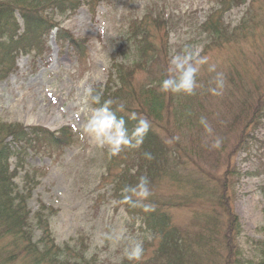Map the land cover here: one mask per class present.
<instances>
[{
  "label": "rangeland",
  "instance_id": "rangeland-1",
  "mask_svg": "<svg viewBox=\"0 0 264 264\" xmlns=\"http://www.w3.org/2000/svg\"><path fill=\"white\" fill-rule=\"evenodd\" d=\"M80 1L81 7L74 14L53 15L50 19L75 38L86 41L84 61L64 40L57 42L49 33L43 37V41L48 39L43 50L33 49L27 55L22 51L14 53L13 72L0 80L1 123L45 128L56 134L68 128L73 138L65 150L47 149L31 155L26 169L14 172L18 199L26 197V212L35 219L31 225L37 227V218L44 216L56 245H68L65 252L70 264H142L150 260L157 264L159 253L155 252L160 240L152 239V230L132 218L120 204L123 189L147 177L151 195L144 203L161 204L171 199V206L164 211L174 231L187 238L188 233L199 236L204 230L209 237L206 228L212 226L209 219L214 215L213 219L217 217V222L222 223L219 238L216 234L210 238L214 249L218 248L219 263L235 264L242 257L256 263L260 259L257 247L264 241V0H232L234 6L227 11L220 8L223 0H104L94 10L89 0ZM147 14L144 27L151 42L158 51L164 47L155 72L165 64L169 66L173 49L182 52L198 48L207 63L197 74L194 97L201 93L209 97L204 108L217 116H204L208 125L219 115L221 122L227 123L226 128H221L222 123L218 127L222 132L208 133L206 129L200 132L196 123L178 131L173 121L169 126L166 119L162 124L154 121L158 138L168 148V167L142 168L140 158L128 160L119 155L115 159L107 145L101 147L83 132L93 110L100 106L92 102L89 89L93 95V87L101 85V91H94V95L99 94L102 102L113 64L131 65L140 59L129 40V27L143 21ZM15 18L18 26L13 30L23 35L24 24L18 14ZM100 20L106 22L111 33L107 40L97 29ZM154 20L160 23L156 25ZM210 20L221 22L217 34L204 28ZM171 33L176 37L172 45ZM226 33L229 41L223 39ZM5 40L0 39V44ZM211 65H215V72L208 70ZM217 73L223 74L224 87L220 95H213ZM150 77L156 79L152 73ZM146 79L142 71L134 75L135 85ZM244 92L250 94V100ZM126 95L121 93L119 97L124 99ZM118 103L126 107L129 102ZM138 103L132 99V108ZM252 109H257L256 113ZM254 114L257 115L252 120ZM217 140L219 147H214ZM2 141L7 143L9 139L1 136ZM15 163L10 162L12 171ZM174 165L181 167L165 171ZM125 166L130 171L127 177ZM120 170L128 182L125 187L118 184ZM220 192L229 200L234 213L231 218L240 222L239 232L218 207L223 204ZM257 192L262 194L259 199L255 198ZM4 227L0 222V231ZM121 230L123 237L117 239ZM39 236L40 232L35 240ZM131 240L143 241L140 261H129L124 254ZM5 243L0 238V249ZM62 256L60 260L65 262ZM201 259L199 264H210L211 256L203 254ZM16 264L30 261L20 259Z\"/></svg>",
  "mask_w": 264,
  "mask_h": 264
},
{
  "label": "trees",
  "instance_id": "trees-1",
  "mask_svg": "<svg viewBox=\"0 0 264 264\" xmlns=\"http://www.w3.org/2000/svg\"><path fill=\"white\" fill-rule=\"evenodd\" d=\"M103 1L89 0L88 5L94 10ZM244 1L241 0V3ZM231 2L232 0H223L220 8L225 11L229 10L234 6ZM80 7V0H2L0 3V33L2 32L0 39H4L5 37L6 40L0 44V80L13 72L15 58H12V56L14 53L22 51V53L27 55L33 49L43 50L48 41L47 38L43 41V37H47L49 33L55 34L54 37L57 42L64 40L65 44L71 46L75 50V54L79 55L78 57L81 59V62L84 61L87 53L86 41L75 38L69 31L59 28L50 19V16L53 15L74 14ZM16 14L20 16L24 24L23 28L26 29L23 35H18V30H13L18 26L15 18ZM148 18L147 14L143 21L132 23L129 27V40L133 44L137 52L136 54L140 56V59L131 65H126L125 63L113 64L114 68L111 71L109 82L103 90L105 96L101 102L102 104L106 100H112L113 104L111 108L114 112L120 106L119 100L129 102L126 107L124 106L123 112L117 111L116 113L118 118L122 116L125 119L129 133L134 130L137 123L128 119L129 113L136 112L138 117L142 116L150 121L151 127L143 145L139 148H124L119 154L128 160L140 158L139 165L142 168H145L147 165L166 167L165 165L167 164L165 162L168 163L169 160V156H165L168 150L167 145L158 138V133L153 128L154 121H160L159 124H162L163 120L166 119V126H169L170 121H173L178 131L185 130V127L189 129L193 126V123H196L200 132H203L206 128L201 124V119L204 116H217L216 112H208L204 108L206 104L208 105L207 100L209 98L205 93L194 97V94H173L161 91V86L159 87V85H161L164 79L169 77V66L165 64L164 67L157 69L156 72L154 70L155 65H158L163 59L161 55L163 54L164 47H162L161 51H158L155 43L151 42L150 34L147 33L144 27V23H146L145 21ZM154 21L156 25L160 23L157 20ZM203 26L205 29L212 30L217 34L222 24L220 21L210 20ZM219 34L222 36L221 32ZM59 36L62 38L60 39ZM223 39L229 41L227 33L223 36ZM7 43L8 45H6ZM128 69H132V71L129 72ZM137 71L147 74L146 82L140 85H135L134 83V75ZM151 73L156 79L150 77ZM115 84L119 86H114ZM92 91L93 95L94 91H101V85L93 87ZM121 93H126L127 97L122 99L119 97ZM244 93H246L248 100H250V94L248 92ZM132 99L139 102L134 109L132 108ZM194 100L197 102H194ZM186 102L187 105H185ZM195 105L198 106L197 110ZM247 107L248 111L251 110L250 102L247 104ZM186 108L189 111L188 114ZM252 110L256 113L257 109ZM256 115H253L252 120ZM221 120L222 115H219L209 124L211 132H222V129L218 128L221 123V128H226L227 123L225 121L221 122ZM206 132L209 133L208 130ZM1 136L7 137L9 142H0V222L5 224L4 230L0 231V238L6 241L0 249V264H16L20 259H29L30 264H70L65 252L69 247L66 245L64 248H61L56 245L53 237H51L52 232L48 226V220L44 216L39 217L37 215L39 217L37 218L38 226L33 227L31 225L35 219L30 217L26 212V197L23 196L24 199H20V201L18 199L19 195L14 189V173L10 171V160H16L17 170H24L25 162L31 155H38L47 149L51 151H63L69 145L70 140L73 139L71 130L63 129L59 135H55L43 128H25L18 125L0 123ZM145 153H151L152 158H146ZM119 155L113 157L116 159ZM114 164L110 163V165ZM176 167L180 168L181 166L174 165L165 171ZM124 168L126 170L124 176L127 177L130 171L127 170L128 167L125 166ZM155 173L153 171V174ZM119 174L118 184L120 183L125 187L128 183L126 177H121V170L117 175ZM227 179L228 184L229 178ZM220 194L222 197L221 192ZM133 199L136 198L133 197ZM220 201L223 204L218 207L224 211L229 218L228 222L232 225L234 224L239 232L240 222L237 219L231 218V215L234 213L232 208L229 207V200L222 197ZM120 204L132 218L139 219L144 227L147 226L152 230V239L158 238L160 240L158 241L159 247L155 252L159 253V258L156 261L157 264H199L202 263L201 258L203 254L211 256L210 264L213 262L220 264L218 260L220 257L218 248L214 249V244L210 238L214 234L219 238L218 232L222 227V223L217 222V217L213 219L214 215L209 219L212 226L209 229L206 228L207 232L212 236L209 235L208 237L203 230V233H198L200 234L199 236L195 235L192 237L188 233L187 238H185L184 234L174 231L175 229L171 227V218L168 212L164 211V209L171 206V199L161 204H153L155 206L154 211L147 213L143 211L142 206L133 207L123 202H120ZM38 232H40L41 236H39V240H35ZM173 232H175L173 236L169 237V233ZM216 245L218 244L216 243ZM198 246L199 248L196 249ZM257 248L260 253V259L256 263L253 260L242 259V257L241 261H237L235 264H264V241ZM61 255L66 260L65 262L60 260ZM141 263L152 264L153 260ZM225 264H229V261ZM230 264H234V262H230Z\"/></svg>",
  "mask_w": 264,
  "mask_h": 264
},
{
  "label": "clouds",
  "instance_id": "clouds-1",
  "mask_svg": "<svg viewBox=\"0 0 264 264\" xmlns=\"http://www.w3.org/2000/svg\"><path fill=\"white\" fill-rule=\"evenodd\" d=\"M100 36L107 40L111 37V33L107 30V24L104 20H100L97 25ZM176 37L174 33L170 34V45L175 44ZM207 63L206 58L200 57L199 49L185 48L182 52H176L174 49L171 52L169 63V77L161 82V91L173 94L192 95L197 87V74L200 67ZM210 72H215V65H211L208 69ZM224 87V79L222 73H217L216 87L211 89L213 95H220ZM89 95L93 103L100 105L95 108L84 127V134L95 139V141L103 147L108 146L111 156L119 155L124 148H139L143 145L145 137L150 130V121L145 117H138L136 112L128 114V119L136 121V127L129 133L126 127V121L121 116L118 118L117 111L123 112L124 105L121 104L117 110L112 111V100H106L101 104V96L99 94L92 95L89 89ZM201 124L211 132L206 119H201ZM220 141L217 140L214 147H219ZM146 158L151 159V153H145ZM151 195L149 189V180L147 177H141L139 182L134 187H126L123 189L122 202L133 207L142 206L144 212L154 211L155 206L144 203ZM261 193L257 192L255 198L259 199ZM135 197L136 199H133ZM123 237V230L116 235L117 239ZM149 238H151L149 236ZM124 254L129 261H140L144 254L143 241L131 240L129 246L125 248ZM86 255H90L86 253Z\"/></svg>",
  "mask_w": 264,
  "mask_h": 264
}]
</instances>
